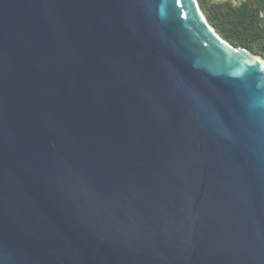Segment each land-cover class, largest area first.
<instances>
[{"label": "water", "instance_id": "95a60500", "mask_svg": "<svg viewBox=\"0 0 264 264\" xmlns=\"http://www.w3.org/2000/svg\"><path fill=\"white\" fill-rule=\"evenodd\" d=\"M0 264H264V60L198 0H0Z\"/></svg>", "mask_w": 264, "mask_h": 264}, {"label": "rangeland", "instance_id": "374dc122", "mask_svg": "<svg viewBox=\"0 0 264 264\" xmlns=\"http://www.w3.org/2000/svg\"><path fill=\"white\" fill-rule=\"evenodd\" d=\"M200 8L223 39L264 60V0H202ZM254 50L261 51L262 55Z\"/></svg>", "mask_w": 264, "mask_h": 264}, {"label": "trees", "instance_id": "16d2710c", "mask_svg": "<svg viewBox=\"0 0 264 264\" xmlns=\"http://www.w3.org/2000/svg\"><path fill=\"white\" fill-rule=\"evenodd\" d=\"M199 2H200V4H201V6H202V0H199ZM207 18H208V20L209 21H212V18L211 17H209L208 15H207ZM242 44V46H246L244 43H241ZM254 52L256 53V54H259V55H262L261 53V51H259V50H254ZM264 58V57H263Z\"/></svg>", "mask_w": 264, "mask_h": 264}]
</instances>
